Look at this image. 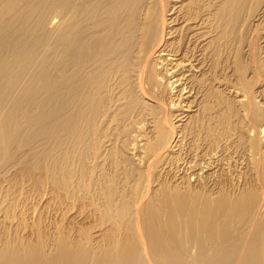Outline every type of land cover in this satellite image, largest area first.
Instances as JSON below:
<instances>
[{
	"label": "bare ground",
	"instance_id": "6f19581e",
	"mask_svg": "<svg viewBox=\"0 0 264 264\" xmlns=\"http://www.w3.org/2000/svg\"><path fill=\"white\" fill-rule=\"evenodd\" d=\"M239 27L264 0H0V181L41 175L74 225L11 221L0 264H264V28L241 52Z\"/></svg>",
	"mask_w": 264,
	"mask_h": 264
},
{
	"label": "rangeland",
	"instance_id": "374dc122",
	"mask_svg": "<svg viewBox=\"0 0 264 264\" xmlns=\"http://www.w3.org/2000/svg\"><path fill=\"white\" fill-rule=\"evenodd\" d=\"M252 10V9H251ZM243 14V13H242ZM241 14V15H242ZM245 14V15H244ZM243 14V16H245V18L244 19H242V16H241V24H244V21L247 19V12H245ZM243 20V21H242ZM240 26H242V25H240ZM240 28V30H237L238 32L240 31L241 32V27H239ZM264 27H259L258 28V30L256 29V31H255V28H253V30L251 31V29H243L242 31H246L244 34H242V32L240 33L241 35H242V37L240 36V37H238V41H237V43L239 44L238 46H240L241 47V52H242V47L243 46H245V43H248V42H250L251 41V43H253V44H255L254 43V41H256V37L258 36V33H259V29H263ZM248 30H249V32H250V35H248L249 34V32H248ZM229 31V30H228ZM227 31V32H228ZM258 31V32H257ZM230 32V31H229ZM237 32V33H238ZM255 32H257V33H255ZM238 33V34H239ZM247 33V34H246ZM239 34V35H240ZM253 34V38H252V35ZM254 34H257V35H255L254 36ZM244 35V36H243ZM248 36V38H246L247 36ZM246 36V37H245ZM251 36V37H250ZM243 37H245L243 40H240L241 38H243ZM255 38V40H253ZM245 39H247V40H245ZM249 39H252V40H249ZM245 40V41H244ZM239 41H242V42H239ZM244 42V43H243ZM242 44H243V46H242ZM259 43H258V40H257V44H256V46L258 45ZM257 48V50H258V46L256 47ZM235 49H236V46L235 45H233V42H232V40H231V42L229 41V42H227V47H226V50H225V57L224 58H226L227 57V59L229 60V59H231L232 58V53H233V51H235ZM256 50V51H257ZM226 51H230V53H228V52H226ZM258 52V51H257ZM228 54L231 56V57H229L228 56ZM225 60L224 59V61H225V63L226 64H229V63H231V60ZM260 61L262 62V66H263V64H264V62L262 61V59H261V57L259 56V54L257 53V63H258V66L260 67L261 66V63H260ZM244 62V61H243ZM260 63V64H259ZM225 64V65H226ZM241 65H243L242 67H245V70H246V72H247V74L249 75L250 74V71H249V67L247 66V63L245 64H241ZM244 65H246V66H244ZM227 66H229V65H226V67ZM248 68V69H247ZM247 75V76H248ZM260 101V100H259ZM226 115H229V113H227ZM230 115H232V114H230ZM135 118H133V120H134ZM135 121V120H134ZM236 121L234 120H232V122L231 121H229L228 123L229 124H232V123H235ZM134 126L135 127H137V124H135L134 123ZM126 127V126H125ZM229 127H231V125L229 126ZM137 128H135V130H136ZM133 130H134V128H133ZM232 130H235V131H238V129H232ZM118 144V145H117ZM116 145V147L114 146V148H113V150H112V152L108 155V157H107V162H110V166L112 167V172H115V167H117V166H121V164L122 165H125L124 167H127L126 166V157H125V155H124V150H125V148L124 147H126V144H129V141L126 143V144H123V143H120V142H118ZM120 144V145H119ZM130 144H131V141H130ZM122 146H124L123 148H121ZM98 147V146H97ZM121 150H120V149ZM116 154H115V153ZM123 154H122V153ZM117 153L119 154V155H117ZM114 156H113V155ZM110 155H111V157H110ZM117 155V156H116ZM110 157V158H109ZM113 158V159H112ZM119 158H121V159H119ZM119 159V160H118ZM110 160V161H109ZM114 160H116V162L114 163ZM111 161H112V165H111ZM122 161V162H121ZM125 161V162H124ZM129 163H133V162H129ZM128 163V164H129ZM115 164L117 165V164H119V165H117V166H115ZM113 165H114V167H113ZM41 166H43V165H41ZM123 167V166H122ZM114 168V169H113ZM129 169H131V171L133 172V173H136V167H134V166H130V167H128ZM112 172H111V175H112ZM23 173V171L21 170V172L19 171V172H16V173H13L11 176H10V178H7V180H5L6 181V183H5V181H0V201H2L3 199H4V207L7 209V211H6V213H5V220H6V223H4V224H1L0 225V233H2L3 232V235L4 234H8L9 235V232L12 230L11 229V226H10V223H11V221H15V222H17V221H19V220H21V221H23L24 223H25V226H30L31 227V225L32 224H34V223H32L33 222V220H30V218H33V216L35 217V219H34V222H35V224L38 226V223H40V225H41V227L40 228H45L47 225V227L48 228H50V232H54L55 230H57V229H55V228H71V227H73L74 225L72 224H69V223H67V218H66V215L67 214H65V213H67L68 212V209L66 210V208H64L65 206H66V200H59L60 198H58V196H57V193H55V192H53V191H55L56 189H54L53 188V186L50 184V183H48V181H46L45 179H43L42 177H41V175H36V176H34V177H30L29 175H27V173H25V175L24 174H22ZM22 174V175H21ZM114 175V174H113ZM112 175V176H113ZM127 175V173L125 174V176ZM32 176V175H31ZM41 180V181H40ZM28 181V182H27ZM37 181V182H36ZM42 182V183H41ZM46 183V184H45ZM48 183V184H47ZM9 184V185H8ZM42 184V185H41ZM44 184V185H43ZM48 186V187H47ZM8 187H10V188H8ZM52 190V191H51ZM47 191V192H46ZM51 192V193H50ZM54 194H53V193ZM4 197V198H3ZM6 197V198H5ZM3 198V199H2ZM10 198V199H9ZM26 198V199H25ZM50 198V199H49ZM55 198V199H54ZM57 199V200H56ZM48 200V201H47ZM53 201V202H52ZM6 202V203H5ZM9 202V203H8ZM17 202V203H16ZM19 202V203H18ZM55 202V203H54ZM63 202V203H62ZM12 203V204H11ZM58 203H60V204H58ZM78 204V203H77ZM76 204V205H77ZM52 207H51V206ZM75 205V207L76 208H78V209H84L83 208V206L82 205H80V203H79V205H77L76 206ZM62 206V207H61ZM79 206V207H78ZM80 206H82V207H80ZM29 207V208H28ZM67 207V206H66ZM43 208H44V212H43V214H41L42 213V211H43ZM8 209H9V211H8ZM46 209V210H45ZM59 210V211H58ZM49 211V213H46V212H48ZM8 212V213H7ZM28 214H27V213ZM35 212V213H34ZM22 213H26L27 215H28V217H27V215L25 214H23L22 215ZM32 213H34V215H32ZM9 214V215H8ZM29 214H31V215H29ZM49 214V215H48ZM65 214V215H64ZM9 216V217H7V216ZM11 215V216H10ZM45 215V216H44ZM57 217H56V216ZM36 216H38V217H36ZM49 216V217H48ZM62 216V217H61ZM65 216V217H64ZM21 217V218H20ZM40 217H42V218H40ZM46 217V218H45ZM56 217V218H55ZM24 218V219H23ZM28 218V219H27ZM66 220H65V219ZM10 219V220H9ZM14 219H16V220H14ZM25 219L27 220V221H25ZM9 220V221H8ZM44 221V222H43ZM53 222H55V223H53ZM9 223V224H8ZM23 224V223H22ZM31 224V225H30ZM47 224V225H46ZM68 224V225H67ZM74 224H76L75 222H74ZM3 226H5V229L3 228ZM3 229H2V228ZM8 227H9V229H8ZM46 227V228H47ZM6 228H7V231H5L6 230ZM42 228V229H43ZM47 228V229H48ZM54 228V229H53ZM2 230V231H1ZM5 231V232H4ZM12 232V231H11ZM11 234V233H10ZM1 235V234H0ZM7 235V236H8Z\"/></svg>",
	"mask_w": 264,
	"mask_h": 264
}]
</instances>
